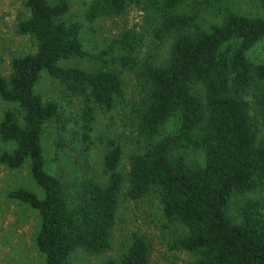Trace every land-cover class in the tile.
<instances>
[{
	"label": "trees",
	"instance_id": "trees-1",
	"mask_svg": "<svg viewBox=\"0 0 264 264\" xmlns=\"http://www.w3.org/2000/svg\"><path fill=\"white\" fill-rule=\"evenodd\" d=\"M163 9L158 36L171 38L162 63L136 56L137 37L119 35L120 68L133 72L142 97L138 134L152 141L174 115L178 128L130 158L125 197L138 200L154 191L162 213L182 225L187 234L170 246L196 256L190 264H264V203L246 201L239 218L228 215L231 198L264 185V140L258 139L245 96L262 90L253 104L264 111V64H253L247 53L264 39L262 17L226 12L220 25L196 33L187 31L195 15L178 13L185 0H151ZM128 0H92L85 18L94 22L124 14ZM26 19L17 33L35 43V51L10 61L8 77L0 74V100L14 104L0 121V140L11 144L0 154V165L17 170L25 163L39 198L25 189L8 196L33 209L39 218L34 246L44 264H67L78 248L92 255L111 246L118 196L125 178L118 171L121 148L113 140L102 160L105 183L80 175L87 167L94 108L111 110L122 100L123 80L114 70L61 66L60 62L87 56L79 39L80 26L66 24L67 0H24ZM45 72L72 96L84 97L77 129L66 132L55 102H43L35 86ZM51 121L59 125L52 163L56 175L45 169L42 134ZM180 149L200 150L202 167L191 165ZM102 264H114L108 260ZM118 264H149L144 238L131 241Z\"/></svg>",
	"mask_w": 264,
	"mask_h": 264
},
{
	"label": "rangeland",
	"instance_id": "rangeland-1",
	"mask_svg": "<svg viewBox=\"0 0 264 264\" xmlns=\"http://www.w3.org/2000/svg\"><path fill=\"white\" fill-rule=\"evenodd\" d=\"M67 1L69 10L62 21L80 26L79 39L87 56L83 59L62 61L60 65L85 70L102 68L117 71L123 80L124 93L123 99L118 100L111 110L94 108L90 132L91 146L86 154L87 167L80 175L101 184L105 183L102 160L108 149V141L113 140L121 148L118 171L125 178L118 196L110 249L105 253L92 255L78 248L67 264H102L108 260L118 264L134 233L144 238L149 248V264H190L196 256L170 248L176 239L187 234V230L179 223L164 217L156 192L152 191L138 200H129L125 197L131 156L144 152L152 143L174 134L179 122L177 115L172 116L152 141L139 136L137 124L142 97L141 86L132 71L119 67L117 59L122 52L117 41L121 33L132 31L137 37L136 56L139 60L164 62L170 50L171 38L158 36L163 9L151 0H128L123 15L100 18L90 23L85 18V13L92 0ZM49 2L55 3L56 0ZM228 11L252 18L263 15L258 0H185L177 8L178 13L195 15V24L187 31L188 33L205 31L220 25ZM27 17L28 11L24 6V0H0V74L4 77H8L10 73L12 58L35 51L33 40L17 33L18 20ZM247 57L253 64H264V39L247 53ZM261 90L262 87L255 88L245 98L250 102L251 121L258 139L264 140V111L253 104L254 95ZM35 91L43 102H55L58 105L59 117L67 130L62 134L66 135V132L70 133L77 129L84 97L70 95L59 82L45 72L40 75ZM6 110L19 113L16 105L0 100V121ZM18 115L20 116V113ZM60 132L59 125L51 121L45 126L42 134L45 169L53 175H56V167L52 163V158L55 140ZM11 148V144L0 140V154L10 151ZM180 152L191 165L202 167L204 157L200 150L180 149ZM16 189H25L39 198L43 197V192L29 174L27 163L17 170L0 165V264H44L42 256L34 246V238L39 228L38 215L30 207L8 196ZM249 200L264 203V185L260 184L243 195H234L230 201L228 215L237 221L239 206Z\"/></svg>",
	"mask_w": 264,
	"mask_h": 264
}]
</instances>
